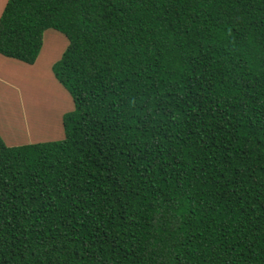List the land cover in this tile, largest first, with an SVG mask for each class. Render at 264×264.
Instances as JSON below:
<instances>
[{
  "label": "trees",
  "instance_id": "1",
  "mask_svg": "<svg viewBox=\"0 0 264 264\" xmlns=\"http://www.w3.org/2000/svg\"><path fill=\"white\" fill-rule=\"evenodd\" d=\"M48 28L74 107L0 135V264H264V0H7L0 55Z\"/></svg>",
  "mask_w": 264,
  "mask_h": 264
},
{
  "label": "rangeland",
  "instance_id": "2",
  "mask_svg": "<svg viewBox=\"0 0 264 264\" xmlns=\"http://www.w3.org/2000/svg\"><path fill=\"white\" fill-rule=\"evenodd\" d=\"M67 44L61 32L48 28L34 64L0 55V135L7 145L63 137L62 114L73 109L74 104L51 66Z\"/></svg>",
  "mask_w": 264,
  "mask_h": 264
},
{
  "label": "crops",
  "instance_id": "3",
  "mask_svg": "<svg viewBox=\"0 0 264 264\" xmlns=\"http://www.w3.org/2000/svg\"><path fill=\"white\" fill-rule=\"evenodd\" d=\"M7 2V1H6ZM4 5H5V0H2V5L0 4V11H1V9H3L4 8ZM3 7V8H2Z\"/></svg>",
  "mask_w": 264,
  "mask_h": 264
},
{
  "label": "bare ground",
  "instance_id": "4",
  "mask_svg": "<svg viewBox=\"0 0 264 264\" xmlns=\"http://www.w3.org/2000/svg\"><path fill=\"white\" fill-rule=\"evenodd\" d=\"M37 123V121H35L34 123H33V125H35Z\"/></svg>",
  "mask_w": 264,
  "mask_h": 264
}]
</instances>
